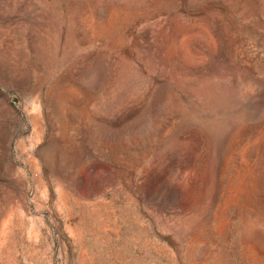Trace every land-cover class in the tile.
Wrapping results in <instances>:
<instances>
[{
  "label": "rangeland",
  "instance_id": "obj_1",
  "mask_svg": "<svg viewBox=\"0 0 264 264\" xmlns=\"http://www.w3.org/2000/svg\"><path fill=\"white\" fill-rule=\"evenodd\" d=\"M0 264H264V0H0Z\"/></svg>",
  "mask_w": 264,
  "mask_h": 264
}]
</instances>
